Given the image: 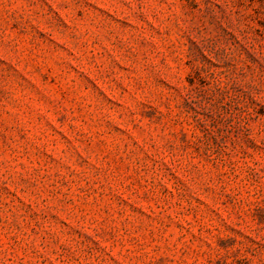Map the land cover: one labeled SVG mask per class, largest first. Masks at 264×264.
<instances>
[{"label":"rangeland","instance_id":"rangeland-1","mask_svg":"<svg viewBox=\"0 0 264 264\" xmlns=\"http://www.w3.org/2000/svg\"><path fill=\"white\" fill-rule=\"evenodd\" d=\"M0 264H264V0H0Z\"/></svg>","mask_w":264,"mask_h":264}]
</instances>
